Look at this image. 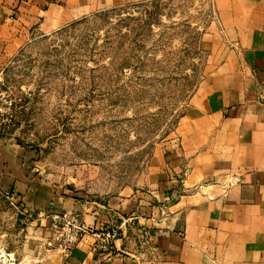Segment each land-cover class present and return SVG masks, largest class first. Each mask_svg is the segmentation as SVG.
<instances>
[{
	"label": "rangeland",
	"instance_id": "obj_1",
	"mask_svg": "<svg viewBox=\"0 0 264 264\" xmlns=\"http://www.w3.org/2000/svg\"><path fill=\"white\" fill-rule=\"evenodd\" d=\"M215 1L144 0L41 31L0 81V143L30 150L37 173L80 200L151 196L224 53ZM29 227L0 189V263L36 264Z\"/></svg>",
	"mask_w": 264,
	"mask_h": 264
},
{
	"label": "crops",
	"instance_id": "obj_2",
	"mask_svg": "<svg viewBox=\"0 0 264 264\" xmlns=\"http://www.w3.org/2000/svg\"><path fill=\"white\" fill-rule=\"evenodd\" d=\"M140 1L0 0V81L41 31ZM215 11L223 56L170 141L151 196L80 200L41 177L30 150L0 143V189L30 221L36 264H264V0H216ZM209 182L218 184L197 189ZM67 213L90 233L64 257L46 246ZM114 228V251L97 250L93 232Z\"/></svg>",
	"mask_w": 264,
	"mask_h": 264
},
{
	"label": "built area",
	"instance_id": "obj_3",
	"mask_svg": "<svg viewBox=\"0 0 264 264\" xmlns=\"http://www.w3.org/2000/svg\"><path fill=\"white\" fill-rule=\"evenodd\" d=\"M132 223V219H126L123 222L125 226L131 225ZM54 230L56 234L55 240L64 257L69 256L73 247L83 236L90 233V230L80 222L78 216L70 213L64 214L61 217L60 223L55 225ZM93 233L96 237L95 246L97 250L112 253L115 248L114 242L119 239L121 230L114 228Z\"/></svg>",
	"mask_w": 264,
	"mask_h": 264
},
{
	"label": "bare ground",
	"instance_id": "obj_4",
	"mask_svg": "<svg viewBox=\"0 0 264 264\" xmlns=\"http://www.w3.org/2000/svg\"><path fill=\"white\" fill-rule=\"evenodd\" d=\"M6 256V255H5ZM4 258V255H1V259H3ZM0 264H3V263H0ZM6 264V263H5Z\"/></svg>",
	"mask_w": 264,
	"mask_h": 264
}]
</instances>
